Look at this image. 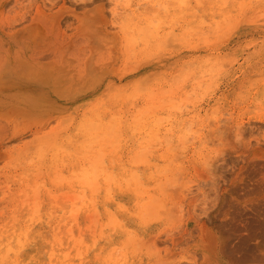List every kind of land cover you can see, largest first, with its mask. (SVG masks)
<instances>
[{"label":"rangeland","instance_id":"obj_1","mask_svg":"<svg viewBox=\"0 0 264 264\" xmlns=\"http://www.w3.org/2000/svg\"><path fill=\"white\" fill-rule=\"evenodd\" d=\"M0 81V264H264V0H0Z\"/></svg>","mask_w":264,"mask_h":264},{"label":"bare ground","instance_id":"obj_2","mask_svg":"<svg viewBox=\"0 0 264 264\" xmlns=\"http://www.w3.org/2000/svg\"><path fill=\"white\" fill-rule=\"evenodd\" d=\"M200 1V0H199ZM224 1H228V0H224ZM183 2H184V0H183ZM186 2V1H185ZM181 4V3H180ZM181 5H183V4H181ZM167 6V5H166ZM165 6V7H166ZM184 6V5H183ZM225 6V5H224ZM2 7V6H1ZM138 7V6H137ZM118 16V15H117ZM151 23V22H150ZM153 23V22H152ZM152 25V24H151ZM144 27H146V26H144ZM152 27V26H151ZM219 27V26H218ZM156 28V27H155ZM142 29H143V27H142ZM149 29V28H148ZM144 30L146 31V28H144ZM144 31V32H145ZM142 32V31H141ZM143 32V33H144ZM171 32H173V31H171ZM146 33V32H145ZM149 33V32H148ZM147 33V34H148ZM14 36H15V34H14ZM159 36V35H158ZM16 75V74H15ZM13 81H14V79H13ZM5 82V81H4ZM3 81H0V92L3 94H6V92H7V89H8V86H7V84H5ZM10 85H11V83H10ZM13 86L14 87H17V85L15 86L14 85V83H13ZM13 87H12V85L11 86H9V89H10V92H12L13 91V89H12ZM17 89H18V87H17ZM16 91V90H15ZM168 92H170V91H168ZM170 93H172V92H170ZM172 100H173V98H171ZM149 109V108H148ZM142 110V109H141ZM154 110L151 112V114L154 116ZM159 119V118H158ZM116 122V121H115ZM138 123H139V121H137ZM158 122V121H157ZM87 123V122H86ZM93 124H94V122H92ZM91 123V124H92ZM107 123V122H106ZM96 124V123H95ZM101 125V124H100ZM115 125V124H114ZM133 125H135V124H133ZM145 125V124H144ZM89 126V125H88ZM111 127H112V125H110ZM110 126H109V128H110ZM136 126V125H135ZM87 127V126H86ZM97 128L99 127V125L98 126H96ZM155 127V126H154ZM91 128V127H90ZM88 129L89 131L91 130V132L94 130V132H95V127L93 128H91V129ZM109 128H107V129H109ZM116 128V127H115ZM93 129V130H92ZM98 129H100V128H98ZM111 129V128H110ZM115 130V129H114ZM113 130V131H114ZM152 130V129H151ZM109 131V130H108ZM107 131V132H108ZM111 131V130H110ZM109 131V132H110ZM115 132V131H114ZM117 132H119V130H117ZM146 132V131H145ZM117 134H113L112 135V139H116V136ZM108 136V134L106 135V137ZM151 136V135H150ZM98 137H100V136H98V130H96V134H95V136L94 137H92V138H95V139H93V140H99V139H101L102 140V137L101 138H98ZM104 137V136H103ZM98 138V139H97ZM151 140H153V139H151ZM106 143H108V141L109 140H107L106 139ZM115 142H116V140H115ZM110 143V142H109ZM94 144V143H93ZM90 146H92V145H90ZM83 147H84V145H83ZM102 149H100V151H101ZM102 152V151H101ZM100 153V152H99ZM101 154V153H100ZM107 154V153H106ZM106 154H104V155H106ZM137 154V153H136ZM92 155V154H91ZM94 155V154H93ZM89 156V155H88ZM99 157V156H98ZM97 157V158H98ZM137 157H139L138 155H137ZM143 156H141V158H142ZM94 158V157H93ZM101 158V157H100ZM102 158H104V156L102 157ZM90 160V159H89ZM104 162V161H103ZM254 164V163H253ZM259 165V164H258ZM89 167L88 168H86V167H84V169L82 170V171H79L80 173H78V172H75L76 173V175H75V180L76 181H78L79 183H81V185L84 187V190H83V192L81 193L82 194V196H83V198H85L86 200H87V193H88V190L89 189H91V190H93L94 191V193H96L97 191L98 192H100L99 190H100V185H101V180H100V178H101V176H100V172H103V173H101V174H103L104 175V177H105V182L107 183H109V184H118L119 185V179L118 178H116L112 173H110V172H108L107 170H106V168H103L102 166H101V163H95V161H94V163H93V161H91V165H88ZM103 166H105V164L103 165ZM102 168V169H101ZM157 168V167H156ZM81 169H82V167H81ZM259 170V169H258ZM73 172V171H72ZM153 173V172H152ZM159 174H160V172H159ZM102 175V176H103ZM161 175H162V173H161ZM59 176H61V179L64 177L63 175H59L58 174V177ZM103 177V178H104ZM139 177H140V175H139ZM60 178V177H59ZM60 179V180H61ZM67 179V178H66ZM74 179V178H73ZM71 180V179H70ZM69 179L68 180H66V182L67 181H70ZM123 180H125L124 181V183H120V187H121V184H126V187H132V186H137V185H139L140 184V182H139V179H138V175H136V174H133L131 177H124V179ZM62 181H64L65 182V178H63V180H61V182ZM63 183V182H62ZM43 185V184H42ZM262 186V185H261ZM109 187H110V185H109ZM108 188V187H107ZM261 188H263V186L261 187ZM110 195H112L111 194V188H110ZM107 192H108V190H107ZM39 193V192H38ZM63 194V193H62ZM57 196H58V194H57ZM71 196H72V194H71ZM77 196V195H76ZM75 196V194H74V197H76ZM70 197V196H69ZM74 197H72L71 199L73 200V201H75V199H73ZM28 198V197H27ZM77 198V197H76ZM109 198V197H108ZM80 200H82V199H80ZM90 201V200H89ZM93 201V200H92ZM94 202V201H93ZM35 203V202H34ZM143 203V202H142ZM141 203V204H142ZM38 204L39 203H36V204H34L35 206H36V208L35 209H37V210H35L36 212L38 211V208H37V206H38ZM40 205V204H39ZM73 205V204H72ZM142 205H144V203L142 204ZM146 206V205H145ZM41 207H42V205H41ZM41 207H40V209H41ZM144 207V206H143ZM77 208V210H75V211H81L82 210V208L81 207H76ZM93 208V207H92ZM96 208V207H95ZM72 212H74L72 209H70ZM34 211V212H35ZM98 213V212H97ZM38 214V213H37ZM36 213L33 215V216H35V215H37ZM89 214V213H88ZM99 214V213H98ZM257 214H258V212H257ZM263 214V213H262ZM69 215H72V216H74L73 215V213L72 214H70L69 213ZM75 216H77V213L75 214ZM99 216V215H98ZM256 216V215H255ZM78 217V216H77ZM92 217V216H91ZM96 217V219H95V221H93V222H98V218H100V217H98L97 218V216H95ZM253 217V216H252ZM257 217V216H256ZM31 219H33L32 217H31ZM111 219V218H110ZM109 219V220H110ZM248 219V218H247ZM259 219V218H258ZM41 220V219H40ZM97 220V221H96ZM256 220V219H255ZM254 219H253V221H255ZM77 221V220H76ZM112 222L114 223V224H112L113 225V227H115L114 225L116 224V220H112ZM111 223V222H110ZM246 223V222H245ZM256 223H257V220H256ZM102 225V224H101ZM108 225V224H107ZM110 225V224H109ZM111 225V226H112ZM254 225H255V223H254ZM253 225H251V227H252ZM261 226V225H260ZM248 228H250L249 227V225L247 226ZM28 228V227H27ZM253 228V227H252ZM259 228V227H258ZM241 229V228H240ZM251 229V228H250ZM253 229H255V228H253ZM257 229V228H256ZM264 229V228H263ZM70 230V229H69ZM248 231V230H247ZM259 231H257V233H258ZM71 233H73V232H71ZM259 234V233H258ZM262 235V234H261ZM12 237V236H11ZM74 237V236H73ZM71 238H72V236H71ZM83 237H81L79 240L77 239V238H75L74 239V242H75V246H80V245H82L83 244V241L81 240ZM11 240H13V239H11ZM20 240V239H19ZM69 240H71V239H69ZM61 241V240H60ZM19 242V241H18ZM22 243V242H21ZM26 243V242H25ZM243 244V243H242ZM74 246V245H73ZM86 246V245H85ZM233 246V245H232ZM239 246V245H238ZM22 247H24V246H22ZM10 248V247H9ZM87 248V247H86ZM8 251H13V250H8ZM18 251V250H17ZM78 251H80V252H77V254H79V256L78 257H80V255H82L83 253H81V250H78ZM7 252V251H6ZM14 252V251H13ZM71 253V252H70ZM7 254V253H6ZM8 255V254H7ZM2 256V255H1ZM15 256H17V255H15ZM52 256V255H51ZM53 256L54 257H56L57 255H55V254H53ZM77 257V256H76ZM65 259H64V261L65 260H68V259H70V254H69V252H68V254H66L65 255V257H64ZM82 258V257H81ZM5 259V258H4ZM3 259H1V263H3V261H2ZM50 260V259H49ZM6 263V262H5ZM18 263V262H17ZM17 263H15V264H17ZM62 263H63V261H62ZM123 263V262H122ZM12 264H14V263H12Z\"/></svg>","mask_w":264,"mask_h":264}]
</instances>
